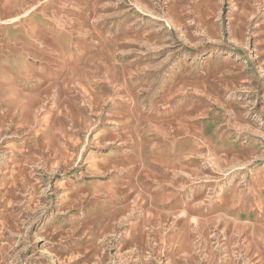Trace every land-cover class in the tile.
Listing matches in <instances>:
<instances>
[{"label": "rangeland", "instance_id": "374dc122", "mask_svg": "<svg viewBox=\"0 0 264 264\" xmlns=\"http://www.w3.org/2000/svg\"><path fill=\"white\" fill-rule=\"evenodd\" d=\"M0 264H264V0H0Z\"/></svg>", "mask_w": 264, "mask_h": 264}]
</instances>
